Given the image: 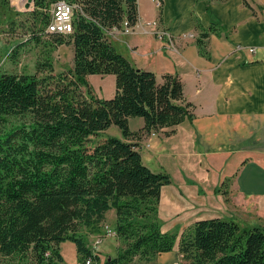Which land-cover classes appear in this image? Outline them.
<instances>
[{
    "label": "trees",
    "instance_id": "obj_1",
    "mask_svg": "<svg viewBox=\"0 0 264 264\" xmlns=\"http://www.w3.org/2000/svg\"><path fill=\"white\" fill-rule=\"evenodd\" d=\"M56 1L34 0L39 32ZM67 1L76 5L73 31L50 36L74 45V64L56 71L47 56L36 72L0 71V254L17 264H60L62 244L72 241L79 262L157 264V256L178 243L180 264H264V225L214 216L195 220L179 235L161 228L162 188L170 178L144 164L135 140L153 131L173 133L193 117V105L177 75L159 82L110 41L109 31L126 17L137 23V0ZM220 29L214 20L196 36L204 56H210L205 40ZM90 74H114L115 95L98 97ZM130 117H143L145 125L131 130ZM112 125L123 138L108 134ZM111 209L121 247L102 259L87 233H100Z\"/></svg>",
    "mask_w": 264,
    "mask_h": 264
},
{
    "label": "crops",
    "instance_id": "obj_2",
    "mask_svg": "<svg viewBox=\"0 0 264 264\" xmlns=\"http://www.w3.org/2000/svg\"><path fill=\"white\" fill-rule=\"evenodd\" d=\"M161 1L158 7L154 0H137L138 21L134 30L109 33L113 44L119 41L116 48L120 52L136 66L154 71L159 82H163L167 73L177 75L183 83L186 100L193 105V117L177 125L173 133L153 131L135 140L140 144L142 159L145 156L142 148L149 147L154 137L162 138L156 141L160 149L179 141L181 136L200 154L218 155L221 169L230 171L226 174V179H231L230 188L224 191L222 209L208 211L202 218L228 216L227 219L243 221L246 225H264V0ZM154 20L169 34L158 37L149 25ZM214 20L221 29L219 34L211 32L205 40L210 53L206 57L200 52L196 36L202 29H210ZM191 33L196 36L184 37ZM39 34V38H46L52 46L50 34ZM54 44V50L60 53L56 71L72 66L74 45ZM250 47H255L256 52H251ZM105 75L109 74H90L88 78L101 89L100 81ZM129 125L137 131L145 125V120L130 117ZM146 155L152 160L156 158L151 151ZM224 176L217 177L216 182ZM249 206L256 212L248 213ZM109 216L115 228L116 210H109L106 219ZM194 221L184 224V230L176 233L182 234ZM102 247L96 249L103 259L102 252L111 247L108 249L106 244ZM120 247L118 244L106 257L114 256ZM182 260L176 244L173 250L160 253L156 263L180 264Z\"/></svg>",
    "mask_w": 264,
    "mask_h": 264
},
{
    "label": "rangeland",
    "instance_id": "obj_3",
    "mask_svg": "<svg viewBox=\"0 0 264 264\" xmlns=\"http://www.w3.org/2000/svg\"><path fill=\"white\" fill-rule=\"evenodd\" d=\"M34 7V0H0V71L36 72L37 63L40 60L44 61L47 56H50L49 59H53L56 66H59L60 53L55 51L56 49L54 50L56 45L52 41L53 39L50 40L51 46L46 42V38H33L31 29L35 25L34 29L39 32V27H41L40 19L32 14ZM38 36L40 37L41 34ZM122 37L124 36L122 35ZM116 43L118 44L119 41L114 42L115 47ZM16 51L17 53L14 55ZM64 54L68 55L67 52ZM88 81L96 95L102 94L100 98L108 99L115 95V75H105L100 81L101 89L95 82H90L89 78ZM113 90L114 92L110 93ZM107 132L110 135L123 138L122 131L117 125H112ZM161 139L154 137V140L150 141L149 147L144 145L142 148L145 151L143 152L145 154L143 162L154 172H163L170 178V182L163 186L158 221L163 230L176 233L184 230L185 227H182L184 224L193 219L204 217L208 211L222 209L220 203L223 201L224 191L230 188L231 179H226V174L230 171L221 169L217 159L218 155L200 154L193 145L186 144L184 137L180 136L179 141L170 142L164 149H160L157 145ZM147 151L155 153L156 158L154 160L149 158L146 155ZM223 174L225 176L222 180L219 183L216 182L217 177L219 178ZM251 210L253 208L249 206L248 213L256 212V210H253L254 212ZM111 219L109 216L105 222L112 227ZM244 220L245 223H249L248 220ZM238 222L243 224V221ZM90 231H88L87 237L92 247L96 240L103 236L100 247L103 249L102 246L105 244L108 245V249L111 247L110 250L102 252L105 253V257L109 253H113L118 244L121 245L117 235H107L105 225L100 233ZM95 251L97 250L95 249ZM62 253L64 262L60 264H86L85 261H78L76 245L72 241H65L62 244ZM0 264H17V262L15 259L0 254Z\"/></svg>",
    "mask_w": 264,
    "mask_h": 264
},
{
    "label": "built area",
    "instance_id": "obj_4",
    "mask_svg": "<svg viewBox=\"0 0 264 264\" xmlns=\"http://www.w3.org/2000/svg\"><path fill=\"white\" fill-rule=\"evenodd\" d=\"M155 3L157 4L158 7L162 5L161 0H154ZM76 5L65 1V0H60L56 3H54L51 7V18L50 21L48 22L44 32L45 34H53V33H59V34H70L73 31V14H74V8ZM149 25L153 27L154 33L158 36L163 38L166 34H169L168 30L160 28L159 27V22L157 20H154L152 22H149ZM134 26L129 18H125L123 20L122 26L120 28L114 27L110 31H117V32H122V33H130L134 30ZM109 31V33H110ZM190 36V37H195V33L191 34H185L184 37ZM173 44V42H172ZM251 52H256L255 47H250L249 48ZM105 230L107 232L108 236H113L117 235L115 229L111 227L110 225L106 224L105 225ZM104 237V236H103ZM103 237H99L96 240V243L93 245V250L95 251L96 248L99 247L101 242L103 241ZM95 248V249H94ZM97 250V249H96ZM97 252V251H95ZM50 251L46 252V256L50 255ZM86 264H93V259L91 257L87 258L85 261Z\"/></svg>",
    "mask_w": 264,
    "mask_h": 264
},
{
    "label": "bare ground",
    "instance_id": "obj_5",
    "mask_svg": "<svg viewBox=\"0 0 264 264\" xmlns=\"http://www.w3.org/2000/svg\"><path fill=\"white\" fill-rule=\"evenodd\" d=\"M58 1H60V0H58ZM58 1H56V2H58ZM65 1H67V0H65ZM56 2H54V3H56ZM69 2V1H68ZM50 21V20H49ZM47 26V25H46ZM46 28V27H45ZM45 30V29H44Z\"/></svg>",
    "mask_w": 264,
    "mask_h": 264
},
{
    "label": "water",
    "instance_id": "obj_6",
    "mask_svg": "<svg viewBox=\"0 0 264 264\" xmlns=\"http://www.w3.org/2000/svg\"><path fill=\"white\" fill-rule=\"evenodd\" d=\"M28 6V5H27ZM109 259H111V257H109Z\"/></svg>",
    "mask_w": 264,
    "mask_h": 264
}]
</instances>
